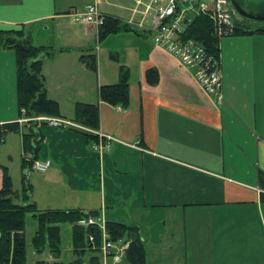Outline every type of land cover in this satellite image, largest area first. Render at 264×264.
Instances as JSON below:
<instances>
[{
  "label": "crops",
  "instance_id": "0c3cea01",
  "mask_svg": "<svg viewBox=\"0 0 264 264\" xmlns=\"http://www.w3.org/2000/svg\"><path fill=\"white\" fill-rule=\"evenodd\" d=\"M132 1V7L109 3L114 9L101 13L144 29L131 25L139 34L100 39L73 13L82 2L99 8L102 0H0V31L35 27L38 46L61 50L43 66L48 97L60 107L53 118L67 119L64 104L74 108V118L78 103L99 111L97 130L70 120L91 132L66 128L46 138L39 129L37 160L52 166L43 173L41 201L35 195L33 201L41 211H97L106 222L136 227L147 264H264V36L221 39L219 105L191 69L151 42L153 0ZM109 38L119 40L107 49L124 60L107 70L105 51L95 53ZM88 56H96L98 76L86 65ZM121 66L130 75L128 109L99 97L101 86L118 83ZM149 69L158 72L155 85L146 80ZM17 118L16 54L0 50V126ZM97 133L115 140L102 153L93 149L103 143ZM9 134L20 135L24 151L22 133ZM3 182L0 168V190ZM70 251V263L63 249L58 258L50 255V264H73Z\"/></svg>",
  "mask_w": 264,
  "mask_h": 264
},
{
  "label": "trees",
  "instance_id": "16d2710c",
  "mask_svg": "<svg viewBox=\"0 0 264 264\" xmlns=\"http://www.w3.org/2000/svg\"><path fill=\"white\" fill-rule=\"evenodd\" d=\"M99 31L100 39L122 31L139 34L138 31L129 28V25H120V21L111 16L105 17V23L99 28ZM254 34L264 36V26L252 29L237 22L234 33L230 36ZM222 38L215 34L212 21L204 15L192 17L183 33L184 41H193L201 45L210 56L218 60H220ZM0 50H11L16 54L19 116L26 118L60 117L59 104L48 97L43 66L45 59L56 56L61 50L53 46L35 45L32 34L25 26L20 29L0 31ZM85 63L89 69L97 71L96 56L86 57ZM145 77L150 85H155L158 82L156 69H149ZM99 97L102 102L110 106L128 109L130 105V75L126 67L121 66L118 83L100 87ZM73 121L97 130L99 127L98 106L78 103L75 106ZM20 129V125L16 122L0 126V144L4 143L7 134L22 133L23 168L28 169L27 172H29L32 170L33 162L37 161L40 131L38 123L34 122L24 125L23 131ZM86 135L89 138H94L90 134ZM25 154H31L32 159L27 161ZM0 168L4 171L3 187L0 190V264H29L26 238L27 215H31L37 223V229L31 241L34 252L39 255L49 253L57 258L60 257L63 250L62 226L68 225L71 228V246L76 259L73 264H102L101 229L98 226L80 225L81 221L87 220L89 217L98 218L99 212L86 213L77 209L41 211L31 199L32 186L29 183L25 185L23 200L19 203L8 169L1 165ZM262 184L264 186L263 181ZM106 231L112 241L123 240L125 243H129V248L124 255L127 263L147 264L146 249L136 227L107 221ZM91 238L93 241H90ZM33 264H49V262L38 260Z\"/></svg>",
  "mask_w": 264,
  "mask_h": 264
},
{
  "label": "built area",
  "instance_id": "2783aa9c",
  "mask_svg": "<svg viewBox=\"0 0 264 264\" xmlns=\"http://www.w3.org/2000/svg\"><path fill=\"white\" fill-rule=\"evenodd\" d=\"M211 4L204 3L203 0H153L155 4L154 26L150 31L152 43L155 46L166 49L173 54L179 61L191 69L201 86L208 94L217 98L218 104L223 103L222 89L223 82L220 74V60L210 56L206 50L193 41H184L183 33L192 17L197 15L207 16L214 26V32L219 37L230 36L234 33V21L232 20V5L227 0H209ZM76 22L95 27L99 30L105 23V14L99 11L97 4L87 6L85 12L73 14ZM128 25L137 26L144 29L142 24H136L134 21L128 22ZM31 122L46 123L54 128H74L83 132L91 130L79 126L63 118H53L40 116L36 118H22L18 123L24 126ZM103 140L101 144H94L93 149L101 152L110 147V142L115 141L102 133L96 134ZM26 160L32 159L31 154H25ZM52 164L50 161H34L32 169L39 173L48 172ZM82 226H98L102 231V258L103 264H117L129 248V243L123 240L114 242L106 231V220L104 216L98 218L89 217L81 221ZM93 241V238L90 239Z\"/></svg>",
  "mask_w": 264,
  "mask_h": 264
},
{
  "label": "rangeland",
  "instance_id": "374dc122",
  "mask_svg": "<svg viewBox=\"0 0 264 264\" xmlns=\"http://www.w3.org/2000/svg\"><path fill=\"white\" fill-rule=\"evenodd\" d=\"M204 3L207 4H211L212 1L209 0H203ZM84 2H82L78 8L80 11V13L85 12V9L87 6H85L86 4H83ZM116 4V5H122L123 7H132L134 6V2L132 0H102V4L101 6H99V11L101 12V10L103 9H114L112 7H110L108 4ZM94 3L90 4L93 5ZM88 5V6H90ZM85 6V7H84ZM77 11H75L73 14L77 13ZM119 13L121 14V17L125 18L128 15L127 11L121 10L119 11ZM232 20L234 21V24H236L237 22L244 25L245 27H249V28H257V27H263L264 26V22H257L255 20H247L246 18H243L242 16H240L235 9L232 7ZM37 29L33 27L32 30H30V33H33L34 37H33V43L35 45H39V39L37 36ZM136 29V28H135ZM28 30V28H27ZM49 34H51V30L48 31ZM40 34V33H39ZM52 37V36H51ZM152 39V37L150 36V40ZM117 40L119 39H112L109 38L108 39V43H105L103 46L100 44V50H99V54L98 52H96L95 54L97 55V57L100 55L101 52L105 51L103 56H106V59H103L102 62V67L103 69H114L119 67V65L121 63H123L124 60V56L123 54H119L118 52H110V50L107 49V46L110 45H116L117 44ZM152 42V40H151ZM118 45V44H117ZM95 48V47H94ZM101 51V52H100ZM99 65V64H98ZM99 68L97 70V74L96 76H98V72ZM64 112L65 115L64 117H66L68 121L73 120L74 119V108H72V106L70 105H66L64 104ZM24 117H20L19 116V111H18V118L15 120V122H18L20 119H22ZM36 123V122H34ZM26 129V127H25ZM24 129V130H25ZM38 129L42 130L43 134L45 135V137H49V136H53L55 135V132L57 130H62L61 128H54L51 127L50 125L46 124V123H38ZM23 148L21 145V137L18 134H9L6 143L4 144H0V164L3 166L8 167L9 169V175L11 177L12 180V184H13V190L16 193V196H18L19 203L22 202L23 200V190L26 184H30L32 187L35 188V193L32 191L31 193V199L34 200V195L36 196V199H39L41 201L40 195H39V190H40V184L42 183V177L44 176L43 173H39L31 170L29 172L28 169H24L23 168ZM27 172V173H26ZM38 200V201H39ZM35 201V200H34ZM27 221V227H26V238H27V246H28V258H29V264H33L34 261L37 259H44V260H48L47 262H49L50 264V254L49 253H45L43 255H41V257L38 256V253L33 251L32 248V238L35 234L36 228H37V223L35 221V219H33V217L31 215H27L26 218ZM127 221V220H126ZM129 223V222H128ZM62 236H63V249L65 251L63 260L65 262L70 263L72 260V255H71V228L68 225H63L62 226ZM34 254V255H33ZM36 256V257H35ZM113 263V261H111V264ZM119 264H129L127 263L126 259L124 256H122L121 261L119 262Z\"/></svg>",
  "mask_w": 264,
  "mask_h": 264
},
{
  "label": "water",
  "instance_id": "95a60500",
  "mask_svg": "<svg viewBox=\"0 0 264 264\" xmlns=\"http://www.w3.org/2000/svg\"><path fill=\"white\" fill-rule=\"evenodd\" d=\"M246 19L264 22V0H227Z\"/></svg>",
  "mask_w": 264,
  "mask_h": 264
}]
</instances>
